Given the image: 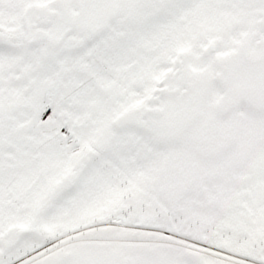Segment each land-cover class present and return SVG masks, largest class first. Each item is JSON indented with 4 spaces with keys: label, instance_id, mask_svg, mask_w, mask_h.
Listing matches in <instances>:
<instances>
[{
    "label": "snow or ice",
    "instance_id": "snow-or-ice-1",
    "mask_svg": "<svg viewBox=\"0 0 264 264\" xmlns=\"http://www.w3.org/2000/svg\"><path fill=\"white\" fill-rule=\"evenodd\" d=\"M0 264H264V0H0Z\"/></svg>",
    "mask_w": 264,
    "mask_h": 264
}]
</instances>
